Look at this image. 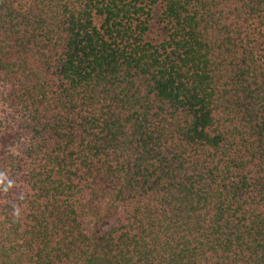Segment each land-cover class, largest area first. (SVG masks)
I'll use <instances>...</instances> for the list:
<instances>
[{
	"label": "trees",
	"instance_id": "16d2710c",
	"mask_svg": "<svg viewBox=\"0 0 264 264\" xmlns=\"http://www.w3.org/2000/svg\"><path fill=\"white\" fill-rule=\"evenodd\" d=\"M0 264H264V0H0Z\"/></svg>",
	"mask_w": 264,
	"mask_h": 264
},
{
	"label": "rangeland",
	"instance_id": "374dc122",
	"mask_svg": "<svg viewBox=\"0 0 264 264\" xmlns=\"http://www.w3.org/2000/svg\"><path fill=\"white\" fill-rule=\"evenodd\" d=\"M153 29H154V30H153V35H158V34H159V31H158V30H159L160 28L155 26Z\"/></svg>",
	"mask_w": 264,
	"mask_h": 264
}]
</instances>
